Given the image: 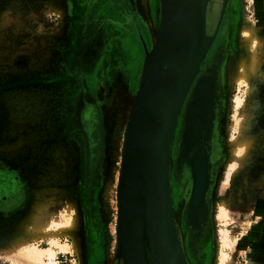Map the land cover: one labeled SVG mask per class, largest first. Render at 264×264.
Returning a JSON list of instances; mask_svg holds the SVG:
<instances>
[{
  "label": "rangeland",
  "instance_id": "374dc122",
  "mask_svg": "<svg viewBox=\"0 0 264 264\" xmlns=\"http://www.w3.org/2000/svg\"><path fill=\"white\" fill-rule=\"evenodd\" d=\"M68 1L0 0V165L17 171L27 191L15 214L0 217V264H122L118 189L125 132L146 55L159 36L160 0H130L128 10L135 14L136 9L143 31L131 22L129 38L107 24L117 15L116 4L115 14L102 16L93 12L96 4L111 1L91 0L86 14L103 18L99 23H105L106 43L100 60L90 56L87 63L80 58L92 52L78 53L80 43L67 32V17L73 21L77 9ZM262 2L256 8L253 0H212L209 5L205 55L171 144L172 208L186 264H217L220 249L226 264H247L248 257L264 264ZM251 25L259 27L253 46L257 71L238 82V62L247 57L241 36ZM81 95L91 97L100 111L103 131H98L95 150L92 139L85 141V134L70 128L79 121L75 104ZM197 156L205 159L206 180L198 205L191 207L192 160ZM36 204L48 225L74 217L75 235H36L30 218ZM221 206L227 218L219 217ZM145 224L148 251L151 237ZM72 235L81 245L75 251L69 247ZM242 239L245 249L235 250ZM222 241L234 250L222 249ZM48 249L39 262L27 261L29 251Z\"/></svg>",
  "mask_w": 264,
  "mask_h": 264
},
{
  "label": "water",
  "instance_id": "95a60500",
  "mask_svg": "<svg viewBox=\"0 0 264 264\" xmlns=\"http://www.w3.org/2000/svg\"><path fill=\"white\" fill-rule=\"evenodd\" d=\"M211 1L161 0L157 44L146 55L130 131L125 132L122 227L119 220V254L122 251L124 264H133L135 251L139 264H148L143 212L151 233V264H184L169 192V147L181 106L205 55L206 13ZM197 161L201 163L198 173ZM192 171L190 204L196 207L206 180L203 156L192 160ZM145 244L148 246V241Z\"/></svg>",
  "mask_w": 264,
  "mask_h": 264
},
{
  "label": "flooded vegetation",
  "instance_id": "af4514ba",
  "mask_svg": "<svg viewBox=\"0 0 264 264\" xmlns=\"http://www.w3.org/2000/svg\"><path fill=\"white\" fill-rule=\"evenodd\" d=\"M110 1L111 3H109V5L107 1H105L104 4L98 2L93 12L96 14L100 12L102 16L105 14V12L108 13L112 12L113 14H115V12L112 11L114 9L113 4L115 3L117 15L109 17L111 19L110 22H107V24L113 25V27L117 29L119 32H121L123 36H126V38H129L128 35H130L128 24H131V22L133 23V25H135L136 23L138 28L139 27L141 29L143 28L142 26L143 22L142 21L140 22V20L138 19V16L136 14V9L134 10L135 14L133 13L131 14L130 11L128 10V5L132 3L130 0H117V2H114L113 0ZM68 2L74 3L73 4L74 8L76 4L78 9V11L77 9L75 11L76 18H74L73 21H71L69 15L67 17V23H68L67 32L71 31L74 40H76L77 43H80L79 49L77 48L75 50H79L78 53H80L82 56L86 54L87 51L92 52L91 54H86L85 56L86 58L85 57L80 58L82 61H84V63H87V59L90 56L91 59L92 58L96 59L97 57V60H100V57L104 53L103 47L106 43L105 31H104L105 25H103L105 23L103 22L99 23V19L102 20L103 18L100 17L99 19L94 18L93 12L91 16H87V14H89V12H87V8L91 7V4L93 3V1L91 0H69ZM106 4L108 6H105ZM209 5L206 13V34H207V19H208L207 16L210 7ZM110 6L111 9L109 10ZM134 33L137 34L138 31L135 30ZM92 39L94 40V43H87L88 40H92ZM128 42L130 43L129 39L127 40V43ZM126 48L131 52V46L126 44ZM77 61H79V59L73 60V62L75 63ZM95 63L97 62H94L93 66ZM89 65L92 66L91 63H89ZM75 108H77V110L79 109V121L77 122L75 120L74 122H71L70 128L75 129L77 132L80 131L81 134L83 135L85 134L87 136V138H85V141L92 139L93 147L91 149L95 150L96 147L94 148V141L96 143V136L98 134L99 129H101L99 108L91 97L85 95H81V97H79L76 100ZM102 131L103 129H101V132ZM26 199H27L26 184L21 179L17 171L11 170L6 166L0 165V217H6L15 214L18 211V209L25 204ZM204 238L201 242V248L203 249V251H204L203 241L206 239Z\"/></svg>",
  "mask_w": 264,
  "mask_h": 264
},
{
  "label": "bare ground",
  "instance_id": "6f19581e",
  "mask_svg": "<svg viewBox=\"0 0 264 264\" xmlns=\"http://www.w3.org/2000/svg\"><path fill=\"white\" fill-rule=\"evenodd\" d=\"M142 4H143L142 6L140 5L141 6L140 12H141V14L144 15L146 13L147 8L145 7L146 5L144 3H142ZM160 5H161V0H160ZM257 30H259V27L256 26V25L247 26V28H245V30L243 31V34L241 36L242 39H244V41H245L244 47H245L246 52H247V57L244 58V59L239 60V62H238V69H240L239 70L240 74H236L237 76L235 75V77L237 78L236 81H238V82H239L240 79L243 80L245 78L249 80V78L252 77L257 71V59H256L255 52H254V49H253V46L255 45L254 43H255V40H256V32H257ZM157 40H158V38L155 41V45L157 44ZM155 45H154V47H155ZM196 69H195V71H196ZM243 82H244V80H243ZM139 92H140V88L136 92V96L134 98V101H133V104H132V107H131V110H130V116H129L128 120H130L131 116H133V114H134V111H135V108H136V105H137V101H138ZM130 126H131L130 122H128V125L126 126V128H127L126 129V134H127L128 131H130ZM174 132H175V128L173 127L171 143H170V147H169V157H168L169 170H170V160H171V144H172V139H173ZM126 137H127V135L125 136V138ZM241 145H243V144H241ZM240 147H243V146H240ZM108 151H109V149H108ZM239 152H240V150H239ZM238 153L236 152V154H238ZM105 154H106V152H105ZM236 154H234V156H236ZM196 163H197V165H196L195 170L198 173L201 170V163H199V161H197ZM123 175L120 176L121 187L119 189V196H118V200H119V220H120V223H121V227L123 226L122 225ZM168 175H169V171H168ZM168 178H170V177H168ZM170 191H171V188H170V181H169V192ZM40 208H41V206H39V204H36L35 205V210H33L34 212L32 213V215L30 217L31 220H32V224H33V225L31 224L32 225V229L34 230V233H36V235H40L42 237H48L50 235L54 236V235H57L59 233L60 234H65V235H70V234H74L75 235V232H74L75 218L74 217L70 218L67 222H65L63 224L48 225L45 222V220L42 219V217L40 216V211H41ZM218 211H219V217L220 218H227V210H226L225 206H221ZM145 222H147V219H146V216H145V214L143 212V216H142V235L143 236H144V229H145V226H146ZM173 222L175 223L174 217H173ZM147 224H148V222H147ZM148 227H149V225H148ZM174 228H175V234H176V237H177L179 249H180L181 255H182L183 260H184V264H186L184 256H183V253H182V250H181V247H180V242H179V238L177 236V230H176L175 224H174ZM149 231H150V229H149ZM72 236H71V238H72ZM150 237H151V233H150ZM52 244L54 246L57 245L55 242L54 243L52 242ZM245 244H246V239H242L239 243L236 244L235 250L236 249H240V250L243 249L244 250L245 249V247H244ZM80 246L81 245H80L79 241L77 240V238L75 236H73V243L69 247H71V249L75 251L76 249H79ZM221 246H222V249L226 248L227 246H231V249L234 250V247L232 248V243L230 245L229 242L222 241ZM69 247L68 246H61L60 250L68 251ZM143 247H144V252H145V256L147 258L148 264H151L152 241H151L150 249L148 251H146V249H145V240L143 241ZM131 250H132V254H133V251H135V249L133 248ZM49 252H50L49 249L48 250H42L40 252H37V251L35 252L34 250L33 251H29L28 255L26 256V259L28 261V259L32 257L34 260H36V262H39L40 259L43 256V254H46V253H49ZM134 253H135V261H133V264H139V261H137L136 251ZM218 255H219V259L217 261V264H226V262H225L226 256H225V254L222 253L221 249L218 252ZM251 256H253V255H251ZM119 258L122 259L121 260L122 264H124L122 251L119 254ZM254 263L255 262H254L253 258L252 257H248L247 264H254ZM24 264H28V263H26V261H24Z\"/></svg>",
  "mask_w": 264,
  "mask_h": 264
},
{
  "label": "crops",
  "instance_id": "0c3cea01",
  "mask_svg": "<svg viewBox=\"0 0 264 264\" xmlns=\"http://www.w3.org/2000/svg\"><path fill=\"white\" fill-rule=\"evenodd\" d=\"M253 3L255 4L254 8H256V6L261 5L263 2L262 0H253Z\"/></svg>",
  "mask_w": 264,
  "mask_h": 264
}]
</instances>
